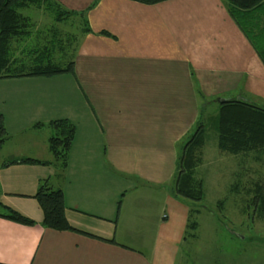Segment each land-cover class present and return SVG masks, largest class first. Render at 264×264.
Instances as JSON below:
<instances>
[{
    "label": "crops",
    "instance_id": "1",
    "mask_svg": "<svg viewBox=\"0 0 264 264\" xmlns=\"http://www.w3.org/2000/svg\"><path fill=\"white\" fill-rule=\"evenodd\" d=\"M56 1L84 11L90 30L74 73L0 78V203L34 220L0 215V261L174 264L189 212L173 192L176 145L206 97L247 92L264 103V62L228 0ZM58 118L75 125L63 165L48 142ZM23 157L44 161L6 163ZM44 180L62 189L73 228L42 223L34 193Z\"/></svg>",
    "mask_w": 264,
    "mask_h": 264
},
{
    "label": "trees",
    "instance_id": "2",
    "mask_svg": "<svg viewBox=\"0 0 264 264\" xmlns=\"http://www.w3.org/2000/svg\"><path fill=\"white\" fill-rule=\"evenodd\" d=\"M151 3L159 0H137ZM229 11L255 47L264 62V0H228ZM31 12L41 13L42 19L34 18ZM47 15L46 25L44 16ZM80 17L79 33H66L68 43L58 34L56 23ZM48 22V23H47ZM71 22V21H70ZM49 24V27H46ZM90 30L84 11L67 9L56 0H0V78L24 75H52L60 72L74 73V50L79 35ZM101 33L110 34L107 30ZM77 33V34H75ZM30 38V39H29ZM27 39L28 42H27ZM71 47V48H70ZM68 48V49H67ZM70 48V50H69ZM217 128L219 145L222 149L237 153L264 147V105L236 97L219 101ZM51 123L59 129L48 139L49 149L54 157L65 163V155L71 143L74 123L67 118L52 119ZM203 124L191 133L177 156L173 179V192L193 200L202 199L201 182L195 181V167L198 163L197 147L203 143L205 130ZM7 135L0 112V144ZM18 160L44 161L32 157ZM260 190V188H259ZM42 208V223L55 229H68L73 226L68 221L62 189L41 181L34 193ZM264 198V195L259 193ZM258 195V196H259ZM185 197V198H186ZM0 215L17 222L31 224L34 220L19 211L0 203ZM190 226L195 228L197 221ZM186 237V234L184 235ZM0 264H9L1 262Z\"/></svg>",
    "mask_w": 264,
    "mask_h": 264
},
{
    "label": "rangeland",
    "instance_id": "3",
    "mask_svg": "<svg viewBox=\"0 0 264 264\" xmlns=\"http://www.w3.org/2000/svg\"><path fill=\"white\" fill-rule=\"evenodd\" d=\"M38 17L43 15L38 13ZM44 17L43 26L47 15ZM56 25L58 36L64 38L67 46H72L73 40L68 43L65 34L79 33L80 17ZM243 94L229 98L249 95ZM256 99L264 105L261 98ZM204 100L206 104L201 107L196 122L176 145L180 154L191 133L198 124H203L205 133L203 143L196 150L195 167V181L201 182L203 197L195 201L184 196L189 205L186 237L174 264H264V198L259 195H264V147L237 153L222 149L216 121L219 103L216 97ZM135 106L139 107V102ZM84 123L79 122L80 130H84ZM89 131L88 143L95 147L98 139L94 124L89 126ZM193 220L197 221L195 228L190 226Z\"/></svg>",
    "mask_w": 264,
    "mask_h": 264
},
{
    "label": "water",
    "instance_id": "4",
    "mask_svg": "<svg viewBox=\"0 0 264 264\" xmlns=\"http://www.w3.org/2000/svg\"><path fill=\"white\" fill-rule=\"evenodd\" d=\"M226 98L225 97H219V101H222V100H225Z\"/></svg>",
    "mask_w": 264,
    "mask_h": 264
}]
</instances>
